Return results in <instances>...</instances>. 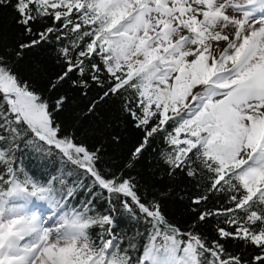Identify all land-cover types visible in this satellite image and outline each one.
Listing matches in <instances>:
<instances>
[{"label":"snow or ice","instance_id":"6c2138e0","mask_svg":"<svg viewBox=\"0 0 264 264\" xmlns=\"http://www.w3.org/2000/svg\"><path fill=\"white\" fill-rule=\"evenodd\" d=\"M0 264H264V0H0Z\"/></svg>","mask_w":264,"mask_h":264},{"label":"trees","instance_id":"16d2710c","mask_svg":"<svg viewBox=\"0 0 264 264\" xmlns=\"http://www.w3.org/2000/svg\"><path fill=\"white\" fill-rule=\"evenodd\" d=\"M9 24L7 18L5 19V25L7 26ZM166 211H168L173 218H175L177 221H179L181 224L184 223V220L186 217L182 218L181 217V206L178 204H172L170 203L168 207L166 208Z\"/></svg>","mask_w":264,"mask_h":264}]
</instances>
